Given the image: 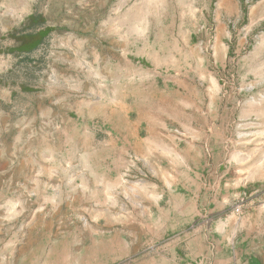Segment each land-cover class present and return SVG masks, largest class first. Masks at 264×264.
Returning a JSON list of instances; mask_svg holds the SVG:
<instances>
[{"label":"crops","instance_id":"crops-1","mask_svg":"<svg viewBox=\"0 0 264 264\" xmlns=\"http://www.w3.org/2000/svg\"><path fill=\"white\" fill-rule=\"evenodd\" d=\"M118 8L128 80L0 167V264H264V0Z\"/></svg>","mask_w":264,"mask_h":264},{"label":"rangeland","instance_id":"rangeland-1","mask_svg":"<svg viewBox=\"0 0 264 264\" xmlns=\"http://www.w3.org/2000/svg\"><path fill=\"white\" fill-rule=\"evenodd\" d=\"M118 9V0H0V167L15 163L18 134L30 148L33 135L82 134L81 110L95 107L114 81L128 80L119 66L129 30ZM46 28L40 46L18 51ZM38 103L51 104L68 123L38 124ZM242 203L234 205L236 215L244 213Z\"/></svg>","mask_w":264,"mask_h":264},{"label":"trees","instance_id":"trees-1","mask_svg":"<svg viewBox=\"0 0 264 264\" xmlns=\"http://www.w3.org/2000/svg\"><path fill=\"white\" fill-rule=\"evenodd\" d=\"M34 19L32 18V21ZM51 29L46 28L44 30H40L32 39L27 40L19 49L18 51L21 52H30L36 49L43 40L50 34Z\"/></svg>","mask_w":264,"mask_h":264}]
</instances>
